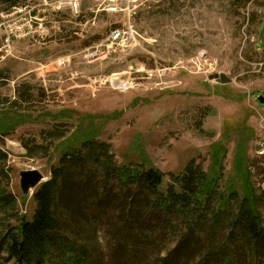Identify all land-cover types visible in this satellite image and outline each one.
<instances>
[{"label":"rangeland","instance_id":"374dc122","mask_svg":"<svg viewBox=\"0 0 264 264\" xmlns=\"http://www.w3.org/2000/svg\"><path fill=\"white\" fill-rule=\"evenodd\" d=\"M14 1L0 0V192L18 217L33 218L41 185L24 195L20 172L47 182L60 145L84 134L120 165L154 166L163 189L192 162L233 188L246 163L264 222V0ZM129 19L137 40L87 61Z\"/></svg>","mask_w":264,"mask_h":264},{"label":"trees","instance_id":"16d2710c","mask_svg":"<svg viewBox=\"0 0 264 264\" xmlns=\"http://www.w3.org/2000/svg\"><path fill=\"white\" fill-rule=\"evenodd\" d=\"M60 147L50 180L35 192L31 220L16 215V197L0 192L1 259L16 264H264L262 200L246 163L233 188L221 187L217 172L204 173L192 162L182 174L171 175L163 189L161 171L118 164L97 136L72 135ZM0 160H7L1 149ZM90 209L99 211L92 220Z\"/></svg>","mask_w":264,"mask_h":264},{"label":"built area","instance_id":"2783aa9c","mask_svg":"<svg viewBox=\"0 0 264 264\" xmlns=\"http://www.w3.org/2000/svg\"><path fill=\"white\" fill-rule=\"evenodd\" d=\"M133 1H135V0H133ZM109 7H110V9H112L113 8L112 4ZM118 9H119V7H118V5H116L114 8V11H118ZM255 12L262 15L264 12L263 7L256 9ZM136 40H137V37H136V32H135V26H134L132 20L129 19L126 24H123V26L116 27V28L112 29L109 32L108 36L105 39H103L101 44L96 47L97 49L93 48V49L87 50L85 58L87 59V61L97 60V59L103 57L104 55H106L107 51L111 47H113L115 45H117V46H129ZM104 44L106 45V49L102 48L104 46ZM59 64H60V66L67 65L68 60L64 59ZM180 64L181 63H179V65ZM175 69H176V67L173 68V70H175ZM261 128L264 129V120L262 122V125H260V129ZM261 154H264V143L262 144Z\"/></svg>","mask_w":264,"mask_h":264},{"label":"water","instance_id":"95a60500","mask_svg":"<svg viewBox=\"0 0 264 264\" xmlns=\"http://www.w3.org/2000/svg\"><path fill=\"white\" fill-rule=\"evenodd\" d=\"M211 79H216L222 84H228L232 82V79L229 78L225 74L211 76ZM261 103H264V99L262 97L259 98ZM46 179L44 174L39 170H27L20 172V188L24 195H28L32 190H34L37 186L42 184ZM48 181V180H47Z\"/></svg>","mask_w":264,"mask_h":264},{"label":"crops","instance_id":"0c3cea01","mask_svg":"<svg viewBox=\"0 0 264 264\" xmlns=\"http://www.w3.org/2000/svg\"><path fill=\"white\" fill-rule=\"evenodd\" d=\"M257 50H260V49H257ZM263 111V110H262ZM264 112V111H263Z\"/></svg>","mask_w":264,"mask_h":264}]
</instances>
